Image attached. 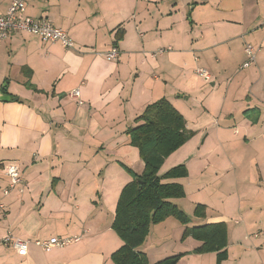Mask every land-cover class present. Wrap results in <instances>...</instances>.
<instances>
[{
    "label": "crops",
    "instance_id": "obj_1",
    "mask_svg": "<svg viewBox=\"0 0 264 264\" xmlns=\"http://www.w3.org/2000/svg\"><path fill=\"white\" fill-rule=\"evenodd\" d=\"M11 1L0 0V16ZM23 2L27 16L49 19L73 48L26 33H12L0 45V88L6 84L9 97L0 102V241L7 235L79 241L48 252L31 243L25 257L0 243V264H114L111 255L122 241L110 226L120 192L132 180L121 164L135 174L143 170L142 162L130 168L117 155L123 149L135 156L126 131L160 99L180 113L192 137L164 160L159 175L184 165L187 177L164 182L185 192L184 182L196 181L197 189L209 185L227 197V188H242L225 208L230 215L209 211L206 196L195 200L207 207L192 226L225 225L220 264H264V0ZM246 44L257 50L255 66L234 73L246 59ZM112 46L119 51L116 61L100 55ZM196 68L209 70L213 88L220 72H228L234 90L221 100L202 94L206 82ZM75 89L81 104L70 96ZM235 98L246 134L238 138L229 123ZM9 163L22 170L24 189L4 196L3 166ZM187 197L172 202L186 211L181 205ZM171 219L159 225L170 220L177 226ZM181 244L177 264H216L215 252L194 253L199 241ZM140 248L153 254V263L170 257L161 248Z\"/></svg>",
    "mask_w": 264,
    "mask_h": 264
},
{
    "label": "trees",
    "instance_id": "obj_2",
    "mask_svg": "<svg viewBox=\"0 0 264 264\" xmlns=\"http://www.w3.org/2000/svg\"><path fill=\"white\" fill-rule=\"evenodd\" d=\"M120 38H116V42ZM115 45V44H114ZM5 94V91L2 92ZM137 125L126 131L129 145L135 147L143 163V170L135 174L121 167L132 180L125 185L117 200L111 229L122 241V246L111 255L114 264H147L146 254L139 248L146 240L153 225L167 218L183 225L182 240L190 237L201 245L196 254L215 252L216 264L226 257V229L223 223L188 227V218L172 200L184 197V189L178 183H166L187 177L184 165H178L159 175L164 160L191 139L180 113L171 104L160 99L147 105L135 119ZM196 216H204V208H195ZM184 254L161 259L153 264H177Z\"/></svg>",
    "mask_w": 264,
    "mask_h": 264
},
{
    "label": "built area",
    "instance_id": "obj_3",
    "mask_svg": "<svg viewBox=\"0 0 264 264\" xmlns=\"http://www.w3.org/2000/svg\"><path fill=\"white\" fill-rule=\"evenodd\" d=\"M25 10L26 7L23 0H12L6 13L0 16V45L12 33H26L36 36L42 41L59 44L66 50L73 48L72 40L62 29L54 26L47 18L32 19L25 14ZM164 51V49L157 50L153 52L151 56L161 55ZM243 51L246 59L242 64V68H248L255 64L257 50L250 44H246ZM100 55L108 61H116L119 56V51L115 46H112L107 52L101 53ZM194 72L205 82L209 81L211 78V75L206 69L196 68ZM79 95L78 89L70 93V96L76 99L78 104H81ZM3 173L7 177L8 182L7 187L3 189L4 196L13 191L23 192V172L20 167L12 163L6 164L3 166ZM0 209H3L2 204H0ZM78 241L79 238L74 237L64 239L50 238L48 240H35L31 242L29 240L13 238L7 235L2 238L0 243L2 246L15 251L18 256L25 257L31 243L41 250L48 252L53 247L62 248Z\"/></svg>",
    "mask_w": 264,
    "mask_h": 264
},
{
    "label": "rangeland",
    "instance_id": "obj_4",
    "mask_svg": "<svg viewBox=\"0 0 264 264\" xmlns=\"http://www.w3.org/2000/svg\"><path fill=\"white\" fill-rule=\"evenodd\" d=\"M241 58L238 59V61L240 62ZM241 65V64H240ZM255 64H253L252 66L248 67L250 68H254ZM248 68H240L239 66H237L235 68L234 73H238V72H242V71H248ZM207 70V69H206ZM209 72V70H207ZM210 73V72H209ZM221 74L218 75V78L216 80V86L215 88H213L210 85V81L206 82V85H204L202 87V94L207 95L208 93L212 92V95L217 97L218 99L221 100V98L223 97L224 93H227V91H233L234 88L230 89V86L232 84V82H230L231 80H228V72H220ZM211 75V74H210ZM202 79V78H201ZM200 79V80H201ZM203 80V79H202ZM234 97L238 96V91H234L233 92ZM234 102L232 101L233 105L229 108L230 109V113L232 114V117L230 118L231 121L229 123H231V125H233L234 130H237L234 133V136L236 138L241 137L242 135H246L245 133H242L241 129L239 128L240 122L242 121V117L240 116V114L237 112L238 109V105H239V100L237 98L234 99ZM240 129V131H239ZM238 136V137H237ZM233 137V138H235ZM232 137L230 138V140L233 139ZM131 150L134 151L135 156L130 155V153H126L123 149L120 150V153L117 155L118 159L120 162L123 163V161L125 162V165L128 164L129 167H136V165L139 163L141 164V160L137 154L136 149H133L131 147H129ZM248 153L250 154V152L248 151ZM88 157V156H87ZM243 157L246 159V155L243 152ZM198 162V161H195ZM203 162V161H202ZM207 163V161H206ZM262 165H264V162H259ZM201 166H203V164L201 163ZM218 175H222L221 172L217 173ZM221 179V176H220ZM184 182V188H185V192L187 194V199H185L184 204L181 205V207L185 208V210H183L184 214L186 215V217L188 218V224L189 226L195 225L194 223H196L197 219L199 218V216H196L195 214V208L196 207H203L204 208V213L206 211V203H193L195 202V200L197 199H201L203 200L204 197L206 196V198H208L209 200H211V204H209V211L211 212H224L227 215H230V213L232 212V209L230 211H227L225 208L229 207V205L231 204V202L233 201V197H236V195H238L241 192L242 188H235V186H233L231 189L227 188L225 191H229L232 196H228L227 197V192H225L224 195H222V193H218L217 191L215 192L216 188L214 187H210L209 185H206L204 188L201 189H197L195 187V184H199L198 182ZM187 186V189H186ZM221 189H223V187H221ZM229 189V190H228ZM194 205V206H192ZM188 208V209H187ZM112 218V216H111ZM111 218H109V220L106 223H110L111 222ZM174 219V218H173ZM171 219L173 222L176 223L177 226H171V221H167L169 222V225H167L166 223L164 225H153L154 227L149 231V234L147 236V239L144 241L143 243V250L146 248V250L150 249V250H154V249H158L161 248L163 250L164 253H170L169 255H175V254H181V249L179 247V245H183L181 244L183 241H185L186 239H189L190 237L184 238V240H182V234L183 233H179L178 234V228H180L181 226L178 224L177 221ZM230 219H234L233 217ZM166 237V238H165ZM165 238V239H164ZM187 244V243H186ZM184 247H189L188 244L187 245H183ZM140 250L142 251V248H140ZM145 252V251H144ZM146 254V252H145ZM149 255V253H148ZM151 256H146L147 259V264H151L152 262V258H153V254H150Z\"/></svg>",
    "mask_w": 264,
    "mask_h": 264
},
{
    "label": "water",
    "instance_id": "obj_5",
    "mask_svg": "<svg viewBox=\"0 0 264 264\" xmlns=\"http://www.w3.org/2000/svg\"><path fill=\"white\" fill-rule=\"evenodd\" d=\"M5 90H6V84H4L2 86V88H0V102H4V101H8L9 100V97L2 93Z\"/></svg>",
    "mask_w": 264,
    "mask_h": 264
}]
</instances>
